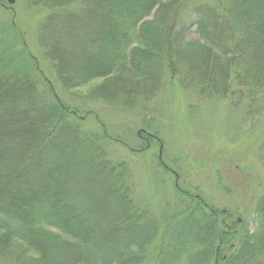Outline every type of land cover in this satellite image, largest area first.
<instances>
[{
    "label": "trees",
    "instance_id": "trees-1",
    "mask_svg": "<svg viewBox=\"0 0 264 264\" xmlns=\"http://www.w3.org/2000/svg\"><path fill=\"white\" fill-rule=\"evenodd\" d=\"M26 5L44 13L37 26L40 58L29 54L26 29L0 18V88L7 98L0 103V264H264V194L254 201L257 231L250 233L237 211L214 207L180 182L178 168L170 172L153 126L139 132L141 147L130 148L83 106L139 114L164 82L198 101H226L247 118L264 115V0ZM192 30L194 38L186 40ZM15 64L17 72L9 74ZM59 87L82 104L70 105ZM99 89H111L112 99L93 100ZM89 118L96 129L85 126ZM16 119L28 121L24 134L32 135L16 150L21 169L7 153L16 144L6 127ZM110 141L131 155L161 145L155 168L172 174L175 202L137 199L130 166L110 158ZM260 153L264 171V142Z\"/></svg>",
    "mask_w": 264,
    "mask_h": 264
},
{
    "label": "rangeland",
    "instance_id": "rangeland-1",
    "mask_svg": "<svg viewBox=\"0 0 264 264\" xmlns=\"http://www.w3.org/2000/svg\"><path fill=\"white\" fill-rule=\"evenodd\" d=\"M13 1V4H9L8 0L0 3V18L11 20L14 18L17 25L26 29L25 43L30 47L29 54L34 59L40 58L37 26L44 13L27 8L26 0ZM60 18H63L62 15ZM57 37L62 39L60 34ZM193 38L192 30L186 36V40ZM62 41L63 39L61 44ZM39 65L45 77L52 79L53 75L48 69L47 61L41 60ZM16 69L15 64L8 68L7 72L10 74ZM0 70L4 71L3 65L0 66ZM160 84L162 86L160 92L152 100L145 102L146 108L139 114L116 111L101 103H88L83 106L99 115L110 136L123 139L125 145L130 148L141 147L143 142L139 138V132L144 126L148 128L153 126L157 137L163 141L162 158L170 167V172L178 168L181 183L196 187L197 192L214 207L237 211L240 216L236 217L244 219L250 233L256 232L252 211L255 199L264 194V171L260 161V151L264 142V115L247 118L242 109L228 110L226 101L215 99L198 101L187 91L181 92L176 89L177 87L166 89L164 82ZM148 86L144 84L140 87L149 90ZM57 91L70 105L82 104L79 99L69 98L60 87ZM79 92L87 93L85 89L78 90ZM111 93L113 94L111 89H99L94 91L92 98L97 100L104 97L109 100L112 99ZM4 99L3 97L0 103L7 98ZM27 122L16 119L13 126L6 127L8 131L11 130L9 133H12L16 144L14 147H7L14 150L7 153L13 154L15 159L12 163L16 164L18 169H21V164L16 150L23 149L25 142L28 145L32 139V135L24 134L29 128ZM85 126L88 129H96L91 118L87 119ZM106 146L111 159L125 160L130 166L134 196L137 199L156 204L159 202L161 206L163 204L170 206L175 202L172 188L168 184L174 182L172 174L165 175L155 168L159 153L156 142H152L147 152L137 155H131L112 141L107 142ZM152 178L154 180H151ZM157 189L160 190V194H154V190Z\"/></svg>",
    "mask_w": 264,
    "mask_h": 264
},
{
    "label": "water",
    "instance_id": "water-1",
    "mask_svg": "<svg viewBox=\"0 0 264 264\" xmlns=\"http://www.w3.org/2000/svg\"><path fill=\"white\" fill-rule=\"evenodd\" d=\"M13 0H8V3L9 4H13ZM158 157L160 158L161 157V145H160V148H159V153H158ZM239 221H240V219H239Z\"/></svg>",
    "mask_w": 264,
    "mask_h": 264
},
{
    "label": "flooded vegetation",
    "instance_id": "flooded-vegetation-1",
    "mask_svg": "<svg viewBox=\"0 0 264 264\" xmlns=\"http://www.w3.org/2000/svg\"><path fill=\"white\" fill-rule=\"evenodd\" d=\"M144 140V139H143ZM144 142H146L145 140H144ZM146 145H148V143L146 142Z\"/></svg>",
    "mask_w": 264,
    "mask_h": 264
}]
</instances>
